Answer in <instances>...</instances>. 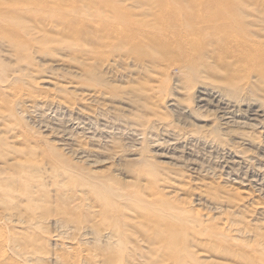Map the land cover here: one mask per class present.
Listing matches in <instances>:
<instances>
[{
    "label": "rangeland",
    "instance_id": "rangeland-1",
    "mask_svg": "<svg viewBox=\"0 0 264 264\" xmlns=\"http://www.w3.org/2000/svg\"><path fill=\"white\" fill-rule=\"evenodd\" d=\"M212 3L194 38L224 30L244 59H204L207 74L150 28ZM120 4L148 27L133 53ZM164 224L183 264H264V0H0V263L99 264L117 246L120 264H179L154 239Z\"/></svg>",
    "mask_w": 264,
    "mask_h": 264
},
{
    "label": "bare ground",
    "instance_id": "bare-ground-1",
    "mask_svg": "<svg viewBox=\"0 0 264 264\" xmlns=\"http://www.w3.org/2000/svg\"><path fill=\"white\" fill-rule=\"evenodd\" d=\"M134 5H132L131 4V7L130 8H133L134 9ZM116 9V10H115ZM115 11L116 12H118V14L117 15H115V18L117 19V20H114V21H112L111 22V26L113 27V34H114V37H115V39L116 40H118V41H121L124 45H127L128 46V52H130V53H133V51L136 49V47L139 45V44H142L145 40H144V38H148V34H147V25H142V24H140L141 23V21H139V20H134L133 18L135 17V16H138V15H135L134 16V14H129V13H124V11H127V12H129L130 10L128 9H126L125 7H124V5L123 4H120L119 6H116L115 7ZM217 9H220V7H219V4H217V3H212V4H210L209 6H206V7H203V6H200V5H198V6H195V11H194V13H196V17H195V19H193V24H188V25H183V24H181V20H182V16H184L185 14H186V11L184 10V9H179L178 7H176L175 5H173V6H168V13H169V15H170V17L173 19V21H165V23H164V25L162 26V27H152V28H150V32L152 31V33H154L155 35H158V36H160L162 39H166L167 37H171V38H174V36L175 37H178V39H179V43H180V48H181V56L180 57H188L189 58V61H190V63H192V64H194L195 62H197V61H200V64H198V66L196 65V68L198 69V70H200V71H205V72H207V74H211L212 73V70H213V68H211L210 67V65H208L207 64V62L204 60V59H207V61H209L208 59H210V58H212V57H214L215 59H217V57H220V55L221 54H224V55H226V57L227 56H231V57H236V60L238 61V62H242V60L244 59V55L242 54V55H240V54H236L235 55V52H234V48H233V46H235V44H233V46L231 47V46H228V47H224V45H223V43H224V40L222 39L223 37H222V33L224 32V30H220V29H218V31L217 32H215L214 34H212V39L211 40H201V39H199V38H194L195 36H194V31H196L195 30V28H196V26H197V22H201V23H206V25L208 26V27H214L215 26V23H214V21H215V18L217 17V15H216V13H213L212 11L213 10H217ZM220 12H222V11H220ZM204 15V16H203ZM220 17H222V19L224 20V22H226V20H228V14L227 13H223L222 12V15H220ZM177 18H181L180 20H176ZM196 23V25H194ZM216 36H219L220 38H216ZM170 39V38H169ZM252 51H254V55L255 56H257V54H259L261 51H260V48H259V46L257 45H253L252 47ZM130 50V51H129ZM214 55V56H213ZM195 70L196 72L198 71V70ZM204 77V76H203ZM201 78V77H200ZM199 80H201V79H199ZM201 81H203V80H201ZM208 80H204V82H207ZM192 83H193V80H192ZM198 83H199V81H198ZM201 83V82H200ZM202 84V83H201ZM211 84V83H210ZM199 86H202V85H199ZM205 86V85H204ZM213 86V85H212ZM200 88V87H199ZM210 88V87H209ZM208 87H206V89H209ZM201 90H205L206 91V89H205V87H201L200 88ZM199 89V90H200ZM211 89V88H210ZM213 90H214V88H213ZM198 92H200V91H198ZM203 91H201V93H202ZM212 92V91H211ZM217 92H219V91H217ZM220 93V92H219ZM207 94V93H206ZM210 94V93H209ZM214 94V93H213ZM198 95V94H197ZM200 95V94H199ZM201 95H203V93L201 94ZM222 95V94H221ZM211 96V95H210ZM212 96H214V95H212ZM223 96H225V95H223ZM204 97V96H203ZM202 97V98H203ZM209 97V96H208ZM219 98V97H218ZM207 99V98H206ZM205 99V100H206ZM197 100V99H196ZM202 100V99H201ZM201 100H199V101H201ZM227 100H229V99H227ZM204 101V100H203ZM219 103H220V101H219ZM223 103V102H222ZM231 103V102H230ZM172 104H174V102L172 103ZM236 105H237V103H235ZM230 105V104H229ZM232 105V104H231ZM230 105V106H231ZM235 105V106H236ZM171 106V105H170ZM175 106V105H174ZM218 106V105H217ZM239 106V105H238ZM173 107V106H172ZM233 107V106H232ZM202 108V107H201ZM226 108H228V107H226ZM237 108V107H236ZM248 108V107H247ZM179 109V108H178ZM240 110V109H239ZM234 111V110H233ZM248 112V111H247ZM260 112H262V111H260ZM231 117V116H230ZM233 117V116H232ZM229 118V117H228ZM160 119V118H159ZM146 120V119H145ZM160 121V120H159ZM150 122V121H149ZM230 123V122H229ZM241 127V126H240ZM143 129V128H142ZM216 129V128H215ZM224 129V128H223ZM220 130V129H219ZM224 132V131H223ZM219 134V133H218ZM245 134V133H244ZM243 134V135H244ZM178 135V134H177ZM180 135V134H179ZM190 135V134H189ZM212 135V134H211ZM225 135V134H224ZM247 135V134H246ZM245 135V136H246ZM223 136V135H222ZM240 136V135H239ZM173 137V136H172ZM211 137V136H210ZM216 138H217V136H215ZM212 138V137H211ZM204 139H206L205 141L207 142L208 140V138H204ZM240 139V138H239ZM246 139V138H245ZM245 139H244V141H245ZM203 140V139H202ZM241 140H242V138H241ZM248 140V139H247ZM246 140V141H247ZM217 141V140H216ZM211 142V141H210ZM221 142V141H220ZM214 142H212V144H213ZM225 144V143H224ZM247 144V143H246ZM214 145V144H213ZM80 154V153H79ZM240 155V154H239ZM172 157V156H171ZM245 158V157H244ZM13 179H15V181H16V178H13ZM246 181V180H245ZM256 181H258V180H256ZM6 187H7V185H6ZM8 188V187H7ZM11 190V189H10ZM12 191V193H14L15 194V192H13V190H11ZM19 192L21 191H24L23 189H20V190H18ZM26 192H27V190H26ZM11 193V194H12ZM17 194V193H16ZM19 194V193H18ZM261 194V193H260ZM6 195V194H5ZM21 195V194H20ZM7 196V195H6ZM12 196V198L11 199H13V198H16V197H14L13 195H11ZM30 198V197H29ZM16 199H18V198H16ZM20 199V198H19ZM18 199V200H19ZM3 200V199H2ZM14 200V201H13ZM12 201L13 202H15L14 204H15V206H18L17 204H16V201H15V199H13ZM4 201V200H3ZM19 201H21V200H19ZM19 201H17V203L19 202ZM3 203H5V202H3ZM6 204H7V201H6ZM5 204V205H6ZM8 206H9V204H8ZM8 206H6V207H8ZM12 206H14V205H12ZM10 207V206H9ZM12 208V207H11ZM20 208V207H19ZM10 211H11V209H10ZM21 213V212H20ZM11 214H15V212L14 213H11ZM4 217V216H3ZM10 217V216H9ZM14 217V216H13ZM8 217H4V219H7ZM31 219H33V218H31ZM30 219V220H31ZM3 219H1V221H2ZM10 221V220H9ZM12 221V220H11ZM10 221V222H11ZM126 222V221H125ZM124 222V223H125ZM129 223V222H128ZM127 223V224H128ZM130 224V223H129ZM230 224H232V223H230ZM233 225H235V224H233ZM233 225H230V231H231V226H233ZM128 226V225H127ZM165 226V227H164ZM236 226V225H235ZM131 227V226H130ZM239 227V226H238ZM125 228H127V227H123V229H124V231H125ZM132 228H133V225H132ZM128 229V228H127ZM117 229L115 228V230H112L111 232L112 233H110V234H113V232L114 231H116ZM119 230V229H118ZM130 231H132L131 229H129ZM103 231V230H102ZM129 231V232H130ZM107 232V231H106ZM118 232V231H117ZM133 232V231H132ZM234 233L233 234H235L236 232L235 231H233ZM244 232V231H243ZM64 233V232H63ZM116 233V232H115ZM131 233V232H130ZM153 233V236H154V239L156 240V239H158V238H161V239H165V241H164V243H165V250H163V249H161V254H163V256L166 254V255H168V259H169V261L172 259H175L176 260V262L177 263H179V264H183V263H189V262H186L187 261V258L184 256V258H186V259H181L180 257H178L177 256V254H176V251L174 250V246L176 245V243H175V238H177L176 236L177 235H175L174 233H176L175 232V227L173 226V224L171 225V224H164L163 226H160V227H155V229H154V231L152 232ZM239 233V232H238ZM246 233V232H245ZM117 234V233H116ZM127 234V233H126ZM173 234L175 235V237L173 236ZM232 234V233H231ZM241 234V233H240ZM240 234H238V235H240ZM115 235V234H114ZM247 235V234H246ZM86 236V235H85ZM116 236V235H115ZM131 236H132V234H131ZM168 236H170L169 238L171 239V237L173 238L172 239V241L174 242V245H172V243H168V244H166L167 242H166V239H167V237ZM101 237H102V235H101ZM105 237H107V236H105ZM116 237H118L119 238V236H116ZM128 237H130V236H128ZM1 238V237H0ZM117 238V239H118ZM127 238V237H126ZM136 238V237H135ZM16 239H18V238H16ZM103 239V238H102ZM114 240H115V238H113ZM169 239V240H170ZM67 240V239H66ZM94 240V239H93ZM92 240V241H93ZM99 240V239H98ZM144 240V239H143ZM142 240V241H143ZM23 241V240H22ZM87 241V240H86ZM102 241H104V240H102ZM17 242H18V240H17ZM21 242V241H20ZM20 242H19V245H20ZM94 242H96V240H94ZM112 242V241H111ZM119 242V241H118ZM144 242H145V240H144ZM182 242H184V241H182ZM4 243V242H3ZM2 243V244H3ZM15 244H16V242H14ZM29 243V242H28ZM107 243V242H106ZM161 242L160 241H157L156 243H155V245H157V247H158V245H159V247H160V245H162V243L160 244ZM1 244V243H0ZM88 244V243H87ZM97 244V243H96ZM113 244H114V242H113ZM117 244V243H116ZM130 244V243H129ZM148 244V243H147ZM16 245H18V244H16ZM15 245V246H16ZM107 245V244H106ZM77 246V245H76ZM82 246V245H81ZM98 246V245H97ZM108 246V245H107ZM111 246H112V244H111ZM115 245H113V248L114 249H116L117 250V254H121L122 252H120L121 250H123L122 249V247H121V250H120V248L119 247H117L116 246V248L114 247ZM4 247H5V245H4ZM157 247H154V248H152V249H154L153 251H154V253L155 254H153V255H156V254H159V249L157 250ZM1 248V247H0ZM7 247H5L4 248V250L6 249ZM113 248H111V249H113ZM119 248V249H118ZM26 250V253H28V252H31L30 250H32V249H27V248H25ZM73 249V248H72ZM79 249V248H78ZM82 249V248H81ZM113 249V250H114ZM152 249H149V250H152ZM2 250V249H1ZM4 250L2 251V252H4ZM21 250V249H20ZM27 250H29L28 252H27ZM38 250V251H37ZM37 250H35V251H37L36 252V254L39 252V250H41L40 248L39 249H37ZM76 250H77V248H76ZM75 250V248L73 249V251H76ZM105 250V249H104ZM131 249H129V251H130ZM157 250V251H156ZM7 251V250H6ZM139 251V250H138ZM153 251H150V253L151 252H153ZM33 252V251H32ZM80 252V251H79ZM78 252V253H79ZM102 252V251H101ZM106 252H107V250H106ZM106 252H104L103 254H102V256L100 257V259H101V262L99 263V264H120V262L119 261H117L118 260V258L120 257L119 255H113V259H110L108 256H107V253ZM113 253L115 252V251H112ZM124 252V251H123ZM140 252H142V251H140ZM5 253V252H4ZM20 253H21V255H22V253L24 254V251L23 252H21L20 251ZM133 253H135V252H133ZM132 252H131V254H133ZM143 253V252H142ZM142 253H140V254H142ZM148 253V252H147ZM149 253V254H150ZM31 254V255H30ZM30 254H28V256L30 255V256H36V254H35V252H34V255H32V253H30ZM40 254V253H39ZM39 254H37V255H39ZM90 254V253H89ZM89 254H88V257H89ZM160 254V255H161ZM2 255H4L3 253H2ZM18 255H20V254H18ZM74 255H76V253L74 254ZM79 255H82V254H79ZM93 255H96V254H93ZM139 255V254H138ZM144 255V254H143ZM159 255V256H160ZM27 256V255H26ZM41 256V255H40ZM40 256H38V259H39V257ZM60 256V255H59ZM62 256V255H61ZM78 256V255H77ZM97 256V255H96ZM96 256L93 258L94 259V261H90L89 259L87 260V261H90V263L92 262V264H93V262H94V264H97L96 263V261L98 260H96L95 258H96ZM112 255H110V257H111ZM119 256V257H118ZM142 256V255H141ZM149 256V255H148ZM0 257H2V256H0ZM75 257V256H74ZM85 257V256H84ZM87 257V256H86ZM87 257V258H88ZM99 257V256H98ZM116 257H118L117 259H116ZM139 257V256H138ZM145 257L146 258H148L147 257V254H145ZM156 257H157V255H156ZM162 257V256H161ZM182 257V256H181ZM3 258V257H2ZM2 258H0V260L2 259ZM13 258V257H12ZM64 259H65V256L63 257ZM63 258L61 257V259L63 260ZM73 258V257H72ZM90 258V257H89ZM115 258V259H114ZM121 258V257H120ZM132 258V257H131ZM134 258V257H133ZM136 258V257H135ZM143 258V257H142ZM149 258H151V257H149ZM166 259V256H164V257H162V259ZM37 259V260H38ZM91 259V258H90ZM129 259V258H128ZM140 259V258H139ZM153 259H155V257H153L152 258V262H155V261H153ZM158 259H159V257H158ZM29 259H27V261H28ZM58 260H60V259H58ZM69 260V259H68ZM74 260V259H73ZM76 260V264H77V259H75ZM74 260V261H75ZM79 260V259H78ZM81 260V259H80ZM134 260V259H133ZM137 260V259H136ZM160 260V259H159ZM159 260H157V262L159 261ZM183 260H186V261H183ZM30 263H31V257H30ZM135 261V260H134ZM142 261V260H141ZM144 261V260H143ZM142 261V262H143ZM161 261V260H160ZM163 261H165V260H163ZM163 261H161L163 264H167L168 262H166L165 261V263L163 262ZM9 262V261H8ZM67 262V261H66ZM70 262V261H69ZM79 262V261H78ZM83 262H84V260H83ZM85 262H86V260H85ZM98 262V261H97ZM137 262V261H136ZM135 262V263H136ZM7 263V262H6ZM68 263V262H67ZM72 263V262H71ZM74 263V262H73ZM80 263V262H79ZM78 263V264H79ZM130 263H131V260H130ZM134 263V262H133ZM144 264H145V261L143 262ZM142 263V264H143ZM1 264V263H0ZM28 264H29V262H28ZM70 264V263H69ZM75 264V263H74ZM85 264V263H84ZM132 264V263H131ZM137 264V263H136ZM155 264V263H154Z\"/></svg>",
    "mask_w": 264,
    "mask_h": 264
}]
</instances>
